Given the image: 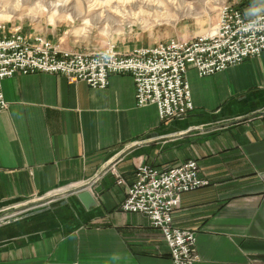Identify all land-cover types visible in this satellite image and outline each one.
<instances>
[{
	"label": "crops",
	"instance_id": "obj_1",
	"mask_svg": "<svg viewBox=\"0 0 264 264\" xmlns=\"http://www.w3.org/2000/svg\"><path fill=\"white\" fill-rule=\"evenodd\" d=\"M233 2L246 19L264 13V0ZM186 79L193 109L169 122L154 105L136 106L129 75H111L103 89L55 74L3 80L0 216L62 194L0 223V264H171L149 219L121 206L138 165L188 160L208 185L181 196L173 222L196 235L195 264H264V51L212 76L189 69ZM88 183L100 193L85 209L72 191Z\"/></svg>",
	"mask_w": 264,
	"mask_h": 264
},
{
	"label": "built area",
	"instance_id": "obj_2",
	"mask_svg": "<svg viewBox=\"0 0 264 264\" xmlns=\"http://www.w3.org/2000/svg\"><path fill=\"white\" fill-rule=\"evenodd\" d=\"M264 51V13L251 19L232 5L222 3L211 33L189 41L171 40L152 47L119 53L108 46L95 53L61 50L43 38L27 39L19 29L8 31L0 24V113L7 109L2 82L16 75L55 74L72 83L83 82L103 89L111 75H129L135 86L137 107L154 105L161 121L181 120L193 109L186 74L194 69L199 77L212 76ZM125 182L115 167L106 171ZM198 165L188 160L167 170L140 164L135 182L126 189L121 210L146 216L158 230L170 252L171 264H195L196 235L174 225L181 196L205 187ZM22 213V212H21ZM13 218V213L2 221Z\"/></svg>",
	"mask_w": 264,
	"mask_h": 264
},
{
	"label": "rangeland",
	"instance_id": "obj_3",
	"mask_svg": "<svg viewBox=\"0 0 264 264\" xmlns=\"http://www.w3.org/2000/svg\"><path fill=\"white\" fill-rule=\"evenodd\" d=\"M224 2L234 5L233 0H0V15L10 21L0 24L61 50L95 53L113 45L122 53L205 35L214 29ZM56 192L4 213L0 223L12 213L14 219L51 208Z\"/></svg>",
	"mask_w": 264,
	"mask_h": 264
},
{
	"label": "water",
	"instance_id": "obj_4",
	"mask_svg": "<svg viewBox=\"0 0 264 264\" xmlns=\"http://www.w3.org/2000/svg\"><path fill=\"white\" fill-rule=\"evenodd\" d=\"M92 187H93V184L88 183L72 191V193L75 194L77 201L85 209H89L90 207H93L95 205L96 201H95L94 195L100 193V190L98 188L92 189Z\"/></svg>",
	"mask_w": 264,
	"mask_h": 264
},
{
	"label": "clouds",
	"instance_id": "obj_5",
	"mask_svg": "<svg viewBox=\"0 0 264 264\" xmlns=\"http://www.w3.org/2000/svg\"><path fill=\"white\" fill-rule=\"evenodd\" d=\"M8 22H10V21H5L3 16L0 15V23H8Z\"/></svg>",
	"mask_w": 264,
	"mask_h": 264
},
{
	"label": "bare ground",
	"instance_id": "obj_6",
	"mask_svg": "<svg viewBox=\"0 0 264 264\" xmlns=\"http://www.w3.org/2000/svg\"><path fill=\"white\" fill-rule=\"evenodd\" d=\"M212 32V31H211ZM211 32H209V33H211ZM209 33H207V34H209ZM62 193H58V195L57 194H55V196H60Z\"/></svg>",
	"mask_w": 264,
	"mask_h": 264
}]
</instances>
